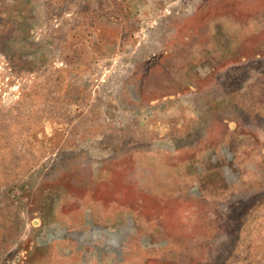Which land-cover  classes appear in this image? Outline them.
<instances>
[{"label": "rangeland", "instance_id": "374dc122", "mask_svg": "<svg viewBox=\"0 0 264 264\" xmlns=\"http://www.w3.org/2000/svg\"><path fill=\"white\" fill-rule=\"evenodd\" d=\"M0 264H264V0H0Z\"/></svg>", "mask_w": 264, "mask_h": 264}, {"label": "crops", "instance_id": "0c3cea01", "mask_svg": "<svg viewBox=\"0 0 264 264\" xmlns=\"http://www.w3.org/2000/svg\"><path fill=\"white\" fill-rule=\"evenodd\" d=\"M191 94L192 95H189L188 100H187L189 102V104H192V107H190V109H189L191 111L188 112V116H190L191 119L198 121L201 118L202 119L205 118L206 114H207L206 112H208V111H206V108H202L201 111H199L198 108H195L194 105L198 104V102H196L198 100V98L196 99L195 97L198 95H195L194 92H191ZM189 97H190V99H189ZM213 100H215V99H213ZM213 100L206 99V100H204V102H207L208 105H213L212 104ZM138 103L141 106H144V105H142L144 103V101L138 102ZM195 112L197 114H195ZM164 113L162 112V114H164ZM166 114H164L163 116H166ZM130 116H131V118H129L130 120H133L132 118H138L139 117V116L137 117L136 115H134V113H131ZM188 119H189V117H188ZM134 120H137V119H134ZM132 125H137V127H134V128L131 127L129 129V131H127L128 135L125 137L126 138L125 142H123L126 146L124 149H125V153L128 154V156L132 159V161L136 160L139 162V161H141V159H143V157L147 156L146 155L147 151H150L149 146H151V145H147V142L145 140V135H144L145 133H143V131H141V127H140L141 123L134 121V124H132ZM197 127H198V125H194L193 127H189V128L187 127V130H188L187 134L188 135H194L195 132L193 130H194V128H197ZM208 134H209V132H206V133L204 132V135H208ZM120 140H123V139H120ZM114 152H115V149H114ZM116 155L117 154L115 152V156Z\"/></svg>", "mask_w": 264, "mask_h": 264}]
</instances>
